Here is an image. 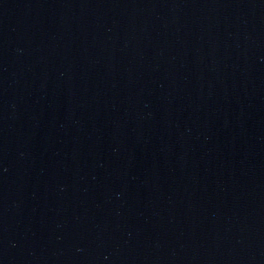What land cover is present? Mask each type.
Here are the masks:
<instances>
[{"label":"water","instance_id":"95a60500","mask_svg":"<svg viewBox=\"0 0 264 264\" xmlns=\"http://www.w3.org/2000/svg\"><path fill=\"white\" fill-rule=\"evenodd\" d=\"M0 264H264V0H0Z\"/></svg>","mask_w":264,"mask_h":264}]
</instances>
